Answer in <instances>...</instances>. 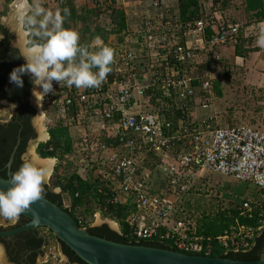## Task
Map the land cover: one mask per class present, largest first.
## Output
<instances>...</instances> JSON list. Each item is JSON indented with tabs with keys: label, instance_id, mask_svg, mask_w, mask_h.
Masks as SVG:
<instances>
[{
	"label": "built area",
	"instance_id": "1",
	"mask_svg": "<svg viewBox=\"0 0 264 264\" xmlns=\"http://www.w3.org/2000/svg\"><path fill=\"white\" fill-rule=\"evenodd\" d=\"M138 2L141 16L135 19L134 11L130 15L134 22L128 23L117 46L112 78L108 76L99 88L58 84L53 97L57 119L76 142L74 159L82 171L110 184L113 203L130 199L135 206L127 219L131 229L127 238L166 240L176 252L210 257L211 240L197 236L189 222L173 218L178 197L188 185L204 173L231 177L258 193L256 200H242L243 214L251 215L261 203L264 207V133L246 125L219 126L211 110V75L199 71L217 50L237 41L242 24H223L216 14L204 15V10L200 19L182 22L162 0ZM207 27L214 32L209 38ZM198 80L204 99L195 96L192 82ZM170 94L175 107L188 116L180 118L173 130L161 115L166 104L151 102ZM205 111L204 116L199 114ZM155 158L161 164L153 166ZM159 177L163 185L156 182ZM155 184L159 187L153 192ZM254 236L251 227L239 225L231 236L215 240L236 253L245 251ZM42 238L36 263L68 264L58 246Z\"/></svg>",
	"mask_w": 264,
	"mask_h": 264
},
{
	"label": "trees",
	"instance_id": "2",
	"mask_svg": "<svg viewBox=\"0 0 264 264\" xmlns=\"http://www.w3.org/2000/svg\"><path fill=\"white\" fill-rule=\"evenodd\" d=\"M13 0H5L4 9L0 13L3 16L7 11V4ZM57 1V10L68 8L70 10V16H68L64 22V28L76 30L79 26V30H76L80 35V44L88 45L89 50L96 40V37H100V41L104 44L107 43L109 35L115 37V57H117V46L122 42L124 35L128 30V17L122 9L115 8L119 0H92L93 8L85 9L76 7L74 0H64L62 4ZM126 2H132L134 0H123ZM152 0H141L142 3L148 4ZM237 3H241L247 14H250V18L258 22L264 21V3L263 0H236ZM232 0H212V13L225 11V8L231 4ZM169 13L174 14L177 12V16L180 21H195L202 17L203 7L200 4V0H175L174 6H170ZM32 11H29L26 15H31ZM214 14V13H213ZM99 15H103L106 23L111 27L110 31H105L101 26H95L91 29V18H97ZM215 21L211 26H214ZM223 24L228 23L223 20ZM245 26H247L245 24ZM23 29L28 31L25 24ZM241 31V30H240ZM29 32V31H28ZM0 33L5 37L6 46L4 50H0V100H5L12 103H17L18 108L13 114L9 122L0 124V177L2 179L10 178V174L15 172L20 165L25 162L22 159L23 154L27 148L28 142L35 137L34 129L31 125V120L35 113L29 103V94L32 88V78L30 75L25 74L22 79L24 82L23 88L17 87L14 83H10L9 76L11 71L24 65L19 53L14 49L8 48L11 34L3 27L0 26ZM214 32L212 27L206 28V34L209 38ZM241 33V32H240ZM238 35L237 41L233 43L235 56L242 61H247L251 54L255 51L250 44L251 35ZM34 37L29 32L28 40ZM29 47V45H28ZM114 57V58H115ZM217 57V56H216ZM213 57L206 62L199 65L200 73L209 72L211 76V84L213 87V97L210 99V103H214V99H222L224 92L237 83L235 76H239L245 72L244 65L233 64H220L217 62V58ZM112 68V64L110 65ZM112 72V71H111ZM111 74V73H110ZM108 75L111 77V75ZM107 76V77H108ZM112 78V77H111ZM55 89H57L56 83ZM193 89L195 90V96L204 99V94L200 89L199 80L192 82ZM236 86V84H235ZM244 93H246L244 91ZM174 94H170L169 97L154 98L151 100L152 104L160 105L165 103L166 107L162 108L161 115L167 121H170L172 130L177 127L180 118L187 119L188 116L175 107ZM261 100V99H260ZM229 104L225 107L217 103L218 111L216 113L218 117V124L221 127H234L240 125H246L253 130H257L264 133V128L260 129L264 124V119L261 120V116L257 114L249 113L248 116L242 115L238 110L234 109L233 105ZM261 120V121H260ZM241 121V122H239ZM244 122V123H243ZM239 123V124H238ZM50 139L47 142H42L37 147V154L42 159L55 158L61 160L63 167L62 172L55 173V180L49 185L44 184L45 195L44 198L51 203L57 205L59 208L67 212L74 220L78 228L86 229L89 234L103 238L112 242L121 244H131L146 247H153L165 250L177 251L172 242L159 241V240H145L135 241L134 239L127 238L131 229L127 224L128 217L135 212V206L131 200L127 203H113L114 194L110 189V184L94 178L92 172L79 171L73 163L70 161V157L74 156L78 151L76 142L71 138L69 129L58 125L49 129ZM16 147V151L13 157L10 168H7L9 158L13 149ZM80 150V146H79ZM149 156L154 157L152 153ZM148 156V157H149ZM69 159V160H68ZM155 163L161 164L162 161L155 158ZM147 166V165H146ZM73 167L72 172L64 173L68 168ZM155 176H160L154 173ZM203 176L197 178L202 180ZM196 179V180H197ZM157 183L163 185V180L155 179ZM194 181L187 186V189L182 193L177 200L175 210L173 212V218L175 220H182L185 222L194 223L195 234L199 237L209 238L211 240L212 250L210 257H218L231 259L236 261H257L260 256L264 254V207L261 204L249 214H243L242 202L240 204L230 203L228 206H216L212 205L213 199H217L216 195H213V199L208 198L210 201H205L202 209L197 211L191 205V202L187 200L190 197L207 195L205 188H202L201 181L198 184ZM159 187L155 184V187L151 191L155 192ZM60 189V193H54V189ZM67 194L70 198V207H65L63 203V195ZM185 194V195H184ZM202 194V195H201ZM246 199V198H245ZM252 200L258 199V193L255 191V196ZM99 214L103 219H109L115 222L119 226L120 232H115L109 228L108 225L103 224L98 227H92L91 221L95 214ZM22 225L27 223L28 220L19 217ZM194 219V220H193ZM251 227L255 236L245 251L233 252L223 248L215 239L217 237L232 235L236 228L239 226ZM43 234V235H42ZM20 239L17 252L8 250V257L11 263L16 264H36L37 257L42 254L41 247L43 245V236L47 242L54 246L60 245L62 253L67 257L68 264H85L81 261L66 245L60 242L51 231L40 228L35 232L26 231L19 235H16ZM0 243H3L7 248L10 246L6 239H0ZM232 245V244H231ZM203 255V254H201Z\"/></svg>",
	"mask_w": 264,
	"mask_h": 264
},
{
	"label": "clouds",
	"instance_id": "3",
	"mask_svg": "<svg viewBox=\"0 0 264 264\" xmlns=\"http://www.w3.org/2000/svg\"><path fill=\"white\" fill-rule=\"evenodd\" d=\"M70 14L68 8L58 9L55 13L48 11L37 0L32 14L21 17V22L34 38L27 41L28 55L24 56L26 63L14 68L9 80L23 88L22 77L30 75L33 85L42 88V91L33 89L38 103L53 92V81L59 84L65 82L77 89L99 88L112 71L110 65L114 63L115 50L105 45L90 51L88 45H81L79 33L63 26ZM96 40L99 42L100 37L97 36ZM257 42L264 46V29H261ZM69 134L71 136L70 131ZM47 135L48 139L44 142L50 139L49 133ZM50 159L55 160L48 158ZM46 175L45 169L28 161L23 162L10 174L7 182L11 186L7 191L0 189V217L18 220L25 212L32 211L31 205L44 198ZM33 223H39V217L34 212ZM112 223L118 226L115 222ZM117 229L119 233V226Z\"/></svg>",
	"mask_w": 264,
	"mask_h": 264
},
{
	"label": "rangeland",
	"instance_id": "4",
	"mask_svg": "<svg viewBox=\"0 0 264 264\" xmlns=\"http://www.w3.org/2000/svg\"><path fill=\"white\" fill-rule=\"evenodd\" d=\"M165 4L169 5V6H174L175 4V0H162ZM40 4L48 11H51L53 13H55L57 11V4L54 2H47V0H39ZM204 2H207L206 0H200V4L203 7ZM4 3L5 0H0V13L3 11L4 9ZM19 3H24V6L28 7V11H32L33 8L35 7L37 0H13L12 2H10L9 4H7V11L3 16H0V25H3L4 27H6L7 29H9L10 31H12L13 33H15L14 37H17L18 35V30L19 28H21V17L23 15L17 14V5ZM74 3L76 5V7L79 8H85L87 10L92 9L93 7V3L92 0H74ZM138 0H134L132 2H126L123 0H119L118 4L116 5L115 8L117 9H122L125 14L128 17V23H133L134 22V18L138 19L137 17L141 16V9L139 7L138 4ZM207 6V5H206ZM205 6V7H206ZM139 9H136L138 8ZM135 12L138 16H134L131 17L130 15L132 14V12ZM16 13V14H15ZM25 14V13H24ZM210 14V10L209 7L207 6V11H205V14ZM17 17V20H16ZM15 21V26L13 27L11 22ZM91 29L94 28L95 26H101L103 27V29L105 31H110L111 27H109L106 23V20L104 18L103 15H99L97 18L92 17L91 18ZM20 23V24H19ZM76 30H79V26ZM18 39H13V45L15 43H17ZM109 46L111 48L114 49L115 47V37L114 35H109L108 39H107V43L103 45V43L101 41H97L94 40V42L92 43L91 47H90V51H94L97 48L101 47V46ZM253 78V82H255V85H250V88L248 86L241 88L240 85H244V82L239 80V84L235 83V84L228 88L225 92L222 99H217V101L214 99V103L215 104H220L221 106L225 107L229 104L236 105L233 106L234 109L238 110L239 113H241L242 115H246L248 116L249 113L251 114H257L258 116H261V120L264 119V56L261 57V59L257 60L256 63H254V70L252 72V76ZM53 83H56V86L59 84L56 81H53ZM63 83L62 85L66 84L65 82H61ZM55 86V84H53ZM53 86V92L47 94L46 99H44L43 103L41 101L40 103V110L42 112V121L41 124H43L44 127H47V129L50 128H54L56 126L59 125L58 119H57V114H56V107L54 106L55 104L53 103V97L55 96L56 91H58V89H54ZM260 89V90H259ZM244 91L246 93H244ZM261 99V100H260ZM212 104L214 106L217 107V105ZM38 109V108H37ZM40 110H37V115L32 119V124L34 125L35 128L36 127V123H35V119L38 116V113L40 112ZM215 113H217V110L215 109ZM13 112V107L9 104V103H5V102H0V122H7L9 120V118L11 117V114ZM207 111L205 112H200L199 114L202 116H204L206 114ZM260 120V121H261ZM241 122V121H239ZM244 123V122H243ZM239 124V123H238ZM80 126V125H79ZM96 126H94V128H96ZM264 128V124L261 125L260 129ZM37 132L39 133V129H36ZM76 132V131H74ZM39 136V135H38ZM40 139V136H39ZM46 139V138H45ZM45 139H42L43 142L45 141ZM33 147V154L36 155L38 158L39 155L37 154V142L36 143H32L29 142L27 145V148L25 150V153L22 156V159L25 161H30V157H29V151L30 148ZM75 156L70 157V161L73 163V165L80 171H82V164H78L76 161V159H74ZM48 160V159H46ZM52 160V159H50ZM69 160V159H68ZM53 164H52V168H51V172H50V177L48 179H45V184L47 183L48 185L55 180L54 175L55 173H59L60 171L62 172L63 167L61 164V160L58 159H53ZM73 167L68 168L64 171V173H68V172H72L73 171ZM56 176V175H55ZM202 180H195L196 184L199 185L200 181H201V187L205 188V190L207 191V195H205V197L202 196H193L188 198L187 195V200H189L191 202V205L197 209V211H200L202 209H206L205 207H203V204L205 201H207V203L210 201L208 198H212L213 199V195H216L217 199H213L214 201L212 202V205L216 206H223L226 207L228 206L230 203L232 204H240L242 202L243 199H251V193H254L252 190V186L245 184V183H241V182H237L235 180H233L231 177H227V176H223L217 173H204L203 174ZM158 179V178H157ZM55 193H60L61 191L59 189H55L54 190ZM185 195V194H184ZM202 195V194H201ZM194 220V219H193ZM91 221V226L92 227H98L101 226V224L103 223H107L109 225V227L111 229H113L114 231L118 232V229L116 228V225L114 223H112L111 220L109 219H103L98 213L95 214L94 218ZM195 222V221H193ZM190 222L191 225L194 226V223ZM15 221L14 220H8L5 219L3 217H0V227H7L11 224H14ZM43 235V234H42ZM0 256L3 258L4 262L7 263L8 260L5 257V253L3 251V249H0ZM38 257H37V262H38ZM8 264V263H7Z\"/></svg>",
	"mask_w": 264,
	"mask_h": 264
},
{
	"label": "water",
	"instance_id": "5",
	"mask_svg": "<svg viewBox=\"0 0 264 264\" xmlns=\"http://www.w3.org/2000/svg\"><path fill=\"white\" fill-rule=\"evenodd\" d=\"M23 32L25 33L24 37L26 41V36L29 32L24 30ZM24 49L27 50V48ZM22 56L24 57V55ZM33 88L34 85L30 92V100L37 111V104L33 97ZM13 105L14 107L16 106V104ZM15 151L16 147L10 155L7 164L8 169L13 161ZM8 180H10V178L5 180L0 177V189L7 191L11 186L7 182ZM63 197L67 201L65 206H69V196L64 194ZM31 209L32 211L25 212L21 215L28 220L27 223L9 231H0V237H11L22 232H35L37 229L44 228L51 231L60 242L66 245L85 264H264V254H262L257 261H236L218 257L188 255L172 250L112 242L93 236L89 234L86 229L78 228L73 218L67 212L45 198L32 204ZM33 212L38 215L39 223H33ZM105 224L108 225L107 223ZM116 227L118 228V226ZM0 249H3L2 246H0ZM58 250L65 258L61 252L60 245H58ZM7 263L11 264L9 262Z\"/></svg>",
	"mask_w": 264,
	"mask_h": 264
},
{
	"label": "crops",
	"instance_id": "6",
	"mask_svg": "<svg viewBox=\"0 0 264 264\" xmlns=\"http://www.w3.org/2000/svg\"><path fill=\"white\" fill-rule=\"evenodd\" d=\"M207 2H204L203 4V10L207 11V6L209 7L210 13H212V0H206ZM264 3V0H263ZM207 5V6H206ZM206 6V7H205ZM27 12H29L27 10ZM216 14L215 16L218 21H223L225 19L228 23H240L242 24L241 33L240 35H251L253 38L250 39V44L252 48L255 49L256 52L250 55L249 59L247 61H242L240 58L235 56L234 53V47L233 44H229L219 50H217V62L220 64H233V65H244L245 72L239 76H235V79L237 83L239 84V80L244 82V85H240L241 88L248 86L250 88V85H255V82H253L252 72L254 70V63L257 62V60L261 59V57L264 56V46H261L258 44V38L261 32V29H264V21L258 22L254 19L250 18V14H247L244 6H242L241 3H237L236 0H232L231 4H229L223 13L221 12H213ZM24 15V14H22ZM245 24L247 26H245ZM215 26V25H214ZM212 76V74H211ZM241 77V78H240ZM260 90V89H259ZM215 104V103H214ZM217 105V104H215ZM215 109L218 111V106L212 105L211 110L213 112H216ZM254 193H251V198L255 196V190L252 188ZM1 257V256H0ZM3 259V258H1ZM3 263L5 264L4 260Z\"/></svg>",
	"mask_w": 264,
	"mask_h": 264
},
{
	"label": "flooded vegetation",
	"instance_id": "7",
	"mask_svg": "<svg viewBox=\"0 0 264 264\" xmlns=\"http://www.w3.org/2000/svg\"><path fill=\"white\" fill-rule=\"evenodd\" d=\"M28 13V12H27ZM26 13V14H27ZM25 14V15H26ZM0 26H3V25H0ZM4 27V26H3ZM22 29H23V24H22ZM10 34H11V39L9 40V43H8V48L9 49H14V50H16L18 53H19V55H20V57L22 58V60H23V62L24 63H26V60H25V58L22 56V55H24L23 54V52H22V50H21V48L20 47H18L16 44L17 43H15L14 45H13V39H19V36L17 35V37H14V35H15V33H13L12 31H10L9 29H7L6 27H4ZM24 30V29H23ZM25 31V30H24ZM28 32V31H27ZM25 38V37H24ZM28 35L26 36V41H25V45H24V48H27L28 49V44H27V41H28ZM25 40V39H24ZM5 42V37L4 36H2L1 35V33H0V45L3 43V44H5L4 43ZM5 47L6 46H1V48H0V50L2 49V50H4L5 49ZM25 56V55H24ZM33 86V85H32ZM32 89V88H31ZM30 92H31V90H30ZM46 97H47V95L44 97V99H46ZM44 99L42 100V103H43V101H44ZM0 102H8V101H5V100H0ZM9 103H11L10 105L13 107V112H12V114H11V117L13 116V114L16 112V110H17V108H18V104L17 103H12V102H9ZM29 103H30V106L33 108V110H34V113H35V115H34V117L37 115V111H36V109L33 107V105H32V102H31V100H30V94H29ZM13 104H16V106L14 107V105ZM38 108V107H37ZM38 110V109H37ZM40 110V109H39ZM42 110V109H41ZM41 110H40V112H41ZM41 114H42V112H41ZM11 117L9 118V120L11 119ZM33 117V118H34ZM32 118V119H33ZM9 120L7 121V122H9ZM7 122H3V123H1L0 122V124H5V123H7ZM31 125H32V127H33V129H34V133H35V137L33 138V139H31L29 142H32V143H36L37 142V146L40 144V143H42L43 142V140H40L39 139V136H40V131H39V133L37 132V128H35L34 127V125L32 124V120H31ZM42 127H43V131H44V133L47 135L49 132H48V129H47V127H44L43 126V124H42ZM39 135V136H38ZM47 137H48V135H47ZM28 142V143H29ZM28 145V144H27ZM55 193V192H54ZM66 200H65V198L63 197V203L65 202ZM15 221V223L14 224H11V225H9V226H7V227H3V226H1L0 227V231H9V230H12V229H15V228H17V227H19V226H21L22 225V222H21V220L20 219H18V220H14ZM17 235H19V234H17ZM0 239H6L8 242H9V244H10V246L7 248L3 243H0V246H2V248H3V251H4V253H5V257H6V259L8 260V262L9 263H11L10 261H9V257H8V250H12L14 253L15 252H17V248H18V244L21 242L20 241V239L16 236V235H14V236H11V237H0ZM61 248V247H60ZM41 251H42V247H41ZM62 252V251H61ZM63 254V253H62ZM64 255V254H63ZM65 256V255H64ZM65 258L67 259V257L65 256ZM68 260V259H67ZM11 264H16V263H11ZM37 264V263H36Z\"/></svg>",
	"mask_w": 264,
	"mask_h": 264
},
{
	"label": "bare ground",
	"instance_id": "8",
	"mask_svg": "<svg viewBox=\"0 0 264 264\" xmlns=\"http://www.w3.org/2000/svg\"><path fill=\"white\" fill-rule=\"evenodd\" d=\"M16 9H17V14L22 15V14L27 12L28 7L27 6L25 7L24 3H19L17 5ZM16 20H17V17H16ZM11 24L14 27L15 26V21L13 20L11 22ZM15 28H16V26H15ZM18 36H19V39L17 40V44L16 45L18 47H20L22 52H23V54L25 56H27L28 52H27L26 49H24V45H25L24 36H25V33L23 32V30L21 28H19V30H18ZM34 88H35L36 91H42V88H40V87L34 86ZM33 97L35 98L34 95H33ZM35 103L37 104V107H38V110H39L41 102L38 103L36 98H35ZM41 121H42V114H41V112H39L37 118L35 119V123H36L35 125L40 131V140L47 138V135L43 131V127H42ZM29 157H30L31 163H33L35 166H37L39 168H43V169L46 170L47 175H46L45 179H48L50 177V172H51V168H52V164H53L52 161L53 160H41V159H39L36 155L33 154V147L30 148ZM1 258L2 257H0V264H4L3 263V259H1ZM5 264H7V263H5Z\"/></svg>",
	"mask_w": 264,
	"mask_h": 264
}]
</instances>
